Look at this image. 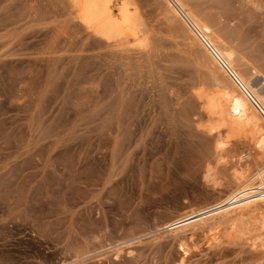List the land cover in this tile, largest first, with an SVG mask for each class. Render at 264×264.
I'll return each mask as SVG.
<instances>
[{"label":"rangeland","instance_id":"obj_1","mask_svg":"<svg viewBox=\"0 0 264 264\" xmlns=\"http://www.w3.org/2000/svg\"><path fill=\"white\" fill-rule=\"evenodd\" d=\"M162 1L135 0L152 37L121 50L89 39L63 0H0V264H264L257 217L218 223V244L208 224L166 229L264 161L236 141L217 156L219 124L203 128L193 89L210 83L208 57ZM185 3L264 94V0Z\"/></svg>","mask_w":264,"mask_h":264},{"label":"bare ground","instance_id":"obj_2","mask_svg":"<svg viewBox=\"0 0 264 264\" xmlns=\"http://www.w3.org/2000/svg\"><path fill=\"white\" fill-rule=\"evenodd\" d=\"M162 2H165L162 8L164 9V20L168 26L181 20L190 45L195 44L196 47L199 45L208 57L205 58L209 60L208 63L211 66V72L208 69L210 85L208 84L209 87H207L208 85L202 82L194 83L193 89L207 117V123L203 128H208L210 124H219L218 127L211 126L208 130L211 134L216 133L214 136L217 156L222 157L221 153L226 152L230 142L236 141L251 145L253 162L264 161V122L252 103L254 100L264 108V94L240 69L238 64L242 60L237 58L236 51L228 45L222 34L214 29L212 19L191 10L185 0H173V2L164 0ZM63 3L67 5V13L73 17V20L77 22L76 25L86 33L89 39L90 37L96 38L97 42L100 41L109 47L121 50H134L135 48L146 50L149 38L152 37H150L151 29L141 15L135 0H63ZM175 33L174 36H177ZM199 53L203 54L202 51ZM222 63L235 79L223 68ZM249 166L250 163L233 168L230 181L236 188L223 200L208 207L190 211L170 223L166 229L173 233L208 224L207 230L212 232L209 238L210 244L219 241L218 223L234 226L236 222L244 218L257 217V221H260L262 225L261 230L264 231V198L245 192L252 180ZM206 178L211 179L208 171ZM184 244L180 242L179 248L185 256L188 248ZM253 246L255 247V244ZM178 264H186L184 257Z\"/></svg>","mask_w":264,"mask_h":264},{"label":"built area","instance_id":"obj_3","mask_svg":"<svg viewBox=\"0 0 264 264\" xmlns=\"http://www.w3.org/2000/svg\"><path fill=\"white\" fill-rule=\"evenodd\" d=\"M207 47L210 48L208 44ZM222 66L229 73V75L232 78H234L233 74H231L229 69L223 63ZM252 103L256 108V110L258 111L262 119V122H264V108L260 107L254 100H252ZM250 184H251L250 187L245 192L248 193L249 195H254L258 197L260 196L261 198H264V169L256 170L253 173Z\"/></svg>","mask_w":264,"mask_h":264}]
</instances>
